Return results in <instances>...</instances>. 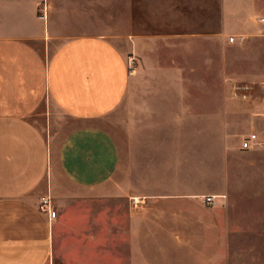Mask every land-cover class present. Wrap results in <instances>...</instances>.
Listing matches in <instances>:
<instances>
[{"label": "crops", "instance_id": "1", "mask_svg": "<svg viewBox=\"0 0 264 264\" xmlns=\"http://www.w3.org/2000/svg\"><path fill=\"white\" fill-rule=\"evenodd\" d=\"M238 2L160 0L157 17L126 33L56 36L47 0H0V264H216L214 251L186 253L199 235L183 211L151 209L190 201L152 192L173 188L153 175L158 127L193 125L214 89L145 85L143 128L117 136L101 120L144 73L184 77L186 48L210 55L244 40L255 26ZM47 193L53 219L38 208Z\"/></svg>", "mask_w": 264, "mask_h": 264}, {"label": "rangeland", "instance_id": "2", "mask_svg": "<svg viewBox=\"0 0 264 264\" xmlns=\"http://www.w3.org/2000/svg\"><path fill=\"white\" fill-rule=\"evenodd\" d=\"M159 2L47 0L51 32L56 36L123 34L130 25L140 27L145 20L157 17L153 11L159 8ZM237 5L255 26L244 40L239 38L224 48L211 47L210 55L190 53L193 49L186 48L184 77L172 71L144 73L134 83L137 87L101 122L117 136L143 128L146 113L141 110L140 98L144 95L139 87L145 85L214 89L201 95L210 96L211 105L200 110L201 116L193 125L182 129L158 127L162 133L156 144L161 151L152 160L160 166L154 168L157 172L153 175L173 188L152 192L190 194V201L184 206L151 209L185 213V225L199 235L191 239L193 244L187 246L186 253L195 250L208 259L214 251L216 264H264V116L259 114L264 110V0H239ZM120 48L128 52L126 45ZM128 63L132 69L138 65L133 55ZM65 128L68 126L52 127L59 133ZM250 133L257 135L256 141L251 148L242 149L241 140ZM119 175L121 181H127V169ZM207 195L215 197L214 204L205 202ZM197 218L215 219L214 231ZM204 260L201 264H208Z\"/></svg>", "mask_w": 264, "mask_h": 264}, {"label": "built area", "instance_id": "3", "mask_svg": "<svg viewBox=\"0 0 264 264\" xmlns=\"http://www.w3.org/2000/svg\"><path fill=\"white\" fill-rule=\"evenodd\" d=\"M40 17L44 18L45 13L42 12L40 14ZM233 36L229 37V40H233ZM257 135L255 133H250L248 136H246L242 142H241V147L242 148H249L252 146V143L256 141ZM213 195H207L204 197L205 202L207 203H212L213 202ZM38 208L40 211L46 213L49 219H53L56 215V210H55V204L52 196L50 194H45L40 197L39 203H38Z\"/></svg>", "mask_w": 264, "mask_h": 264}]
</instances>
